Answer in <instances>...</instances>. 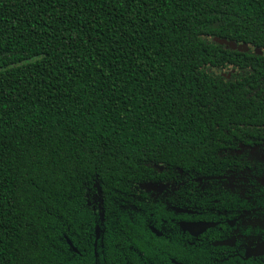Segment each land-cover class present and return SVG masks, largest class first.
<instances>
[{"label": "trees", "instance_id": "16d2710c", "mask_svg": "<svg viewBox=\"0 0 264 264\" xmlns=\"http://www.w3.org/2000/svg\"><path fill=\"white\" fill-rule=\"evenodd\" d=\"M250 122L264 0H0V264H90L95 184L108 208Z\"/></svg>", "mask_w": 264, "mask_h": 264}, {"label": "flooded vegetation", "instance_id": "af4514ba", "mask_svg": "<svg viewBox=\"0 0 264 264\" xmlns=\"http://www.w3.org/2000/svg\"><path fill=\"white\" fill-rule=\"evenodd\" d=\"M230 126L199 165L155 164L108 208L95 184V224L77 246L67 239L72 251L87 248L90 264H264V124Z\"/></svg>", "mask_w": 264, "mask_h": 264}, {"label": "water", "instance_id": "95a60500", "mask_svg": "<svg viewBox=\"0 0 264 264\" xmlns=\"http://www.w3.org/2000/svg\"><path fill=\"white\" fill-rule=\"evenodd\" d=\"M222 41V40H221ZM228 46H231V47H234V48H236V47H238V48H240V49H243V48H245V49H247V47L246 46H243V45H237L236 43H234V42H230V43H228L227 44ZM257 51L259 52V50L257 49Z\"/></svg>", "mask_w": 264, "mask_h": 264}, {"label": "rangeland", "instance_id": "374dc122", "mask_svg": "<svg viewBox=\"0 0 264 264\" xmlns=\"http://www.w3.org/2000/svg\"><path fill=\"white\" fill-rule=\"evenodd\" d=\"M228 72L230 73V68L223 71V73H228Z\"/></svg>", "mask_w": 264, "mask_h": 264}]
</instances>
